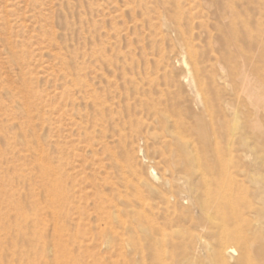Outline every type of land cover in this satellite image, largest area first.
Listing matches in <instances>:
<instances>
[{
    "label": "rangeland",
    "instance_id": "rangeland-1",
    "mask_svg": "<svg viewBox=\"0 0 264 264\" xmlns=\"http://www.w3.org/2000/svg\"><path fill=\"white\" fill-rule=\"evenodd\" d=\"M254 96L264 0H0V264H264Z\"/></svg>",
    "mask_w": 264,
    "mask_h": 264
},
{
    "label": "bare ground",
    "instance_id": "bare-ground-1",
    "mask_svg": "<svg viewBox=\"0 0 264 264\" xmlns=\"http://www.w3.org/2000/svg\"><path fill=\"white\" fill-rule=\"evenodd\" d=\"M249 87H250V86H249ZM259 89H260V88H259ZM249 90H250V89H249ZM253 91H254V90H253ZM252 93H253V92H252ZM252 93H251V94H252ZM255 93H256V92H255ZM255 93H254V94H255ZM254 94H253V95H254ZM261 95H262V94H261ZM255 96H256V95H255ZM255 96H254V97H255ZM255 98H258V97H255ZM257 101L260 103L261 101H264V98L259 97ZM254 102H255V101H254ZM259 103H258V104H259ZM206 179H207V178H206ZM217 182H218V181H217ZM218 183H220V182H218ZM215 185H216V184H215ZM228 186H229V185H228ZM216 187H217V186H216ZM221 187H222V186H221ZM202 190H204V189H202ZM229 191H230V190H229ZM214 192H216V191H214ZM213 194H215V193H213ZM217 194H218V193H217ZM219 194H220V192H219ZM219 194H218V195H219ZM223 194L225 195L224 192H222V195H223ZM225 196H226V195H225ZM196 197H197V196H196ZM211 197H212V195H211ZM226 197H227V196H226ZM208 198H209V197H208ZM215 198H217V196H214V197H213V199H215ZM222 198H223V197H222ZM205 199H206V198H205ZM210 199H211V201H213L212 198H210ZM210 199H209V200H210ZM218 199H220V198H218ZM224 199L226 200V198H224ZM215 200H216V199H215ZM227 200H228V199H227ZM203 201H204V200H203ZM211 201L208 202V203L210 204ZM219 201H220V200H219ZM221 201H223V200L221 199ZM226 202H227V201H226ZM206 203H207V202H206ZM214 203H215V202H214ZM220 203H222V202H220ZM220 203H219L218 205H220ZM223 203H224V202H223ZM229 203H230V202H228V205H229ZM224 204H225V203H224ZM240 204H241V203H240ZM216 205H217V204H216ZM218 205H217V206H218ZM221 205H222V204H221ZM217 206H216V207H217ZM203 207H204V206H203ZM230 207H231V206H230ZM204 209H205V208H204ZM215 209H216V208H215ZM234 214H235V213H234ZM222 218H223V217H222ZM216 219H217V218H216ZM228 235H229V234H228ZM230 236H231V235H230ZM236 236H237V235H236ZM233 237H234V236H233ZM233 237H232V238H233ZM238 238H239V237H238ZM240 238H241V237H240ZM236 240H237V239H236ZM238 240H239V239H238ZM226 241H227V239H226ZM236 243H237V242H236ZM233 244H234V243H233ZM234 245H235V244H234ZM245 245H246V244H245ZM237 246H238V245H237ZM221 247H222V246H221ZM228 248H230L231 250H233L231 247H228ZM228 248H227V250H228ZM241 248H242V247H241ZM227 250H226V251H227ZM241 250H242V249H241ZM248 250H249V249H248Z\"/></svg>",
    "mask_w": 264,
    "mask_h": 264
}]
</instances>
